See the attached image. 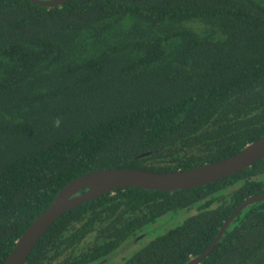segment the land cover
Masks as SVG:
<instances>
[{
  "label": "trees",
  "instance_id": "trees-1",
  "mask_svg": "<svg viewBox=\"0 0 264 264\" xmlns=\"http://www.w3.org/2000/svg\"><path fill=\"white\" fill-rule=\"evenodd\" d=\"M262 135L264 0H0V264L79 176L188 170ZM263 177L264 157L194 189H117L60 216L24 264H186ZM198 264H264V201Z\"/></svg>",
  "mask_w": 264,
  "mask_h": 264
},
{
  "label": "water",
  "instance_id": "water-1",
  "mask_svg": "<svg viewBox=\"0 0 264 264\" xmlns=\"http://www.w3.org/2000/svg\"><path fill=\"white\" fill-rule=\"evenodd\" d=\"M32 4L51 8L68 0H28ZM143 153L139 157L149 155ZM264 157V135L249 143L237 154L225 159L173 172H152L136 169H103L79 176L66 183L54 196L50 205L26 228L4 260L3 264H24L32 249L50 226L65 212L104 194L122 188L173 192L188 190L216 182L236 174ZM83 191V192H82ZM264 201V194L254 195L240 203L219 228L211 244L186 264H198L216 246L233 219L250 204Z\"/></svg>",
  "mask_w": 264,
  "mask_h": 264
},
{
  "label": "rangeland",
  "instance_id": "rangeland-1",
  "mask_svg": "<svg viewBox=\"0 0 264 264\" xmlns=\"http://www.w3.org/2000/svg\"><path fill=\"white\" fill-rule=\"evenodd\" d=\"M263 180H264V177H263ZM184 217H185V215L180 214L177 217H175V219H173V220L164 218V219L160 220L161 222H158L154 225L147 227V228H149L147 230H149L150 232L146 235H148L149 239L151 240V239L161 235L162 233L168 231L169 229L179 225ZM140 237L142 238V237H144V235H142ZM143 241H145V242L141 245H138V246L137 245H135V246L131 245L129 248L128 247L125 248V251L122 253V255L124 257L131 256L134 252H136L141 246H143L147 242V240H143ZM119 261H120V258H117V259H114L110 264H119Z\"/></svg>",
  "mask_w": 264,
  "mask_h": 264
}]
</instances>
